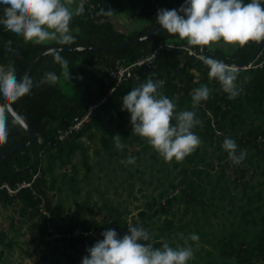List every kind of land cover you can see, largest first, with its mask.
Instances as JSON below:
<instances>
[{
  "label": "trees",
  "instance_id": "obj_1",
  "mask_svg": "<svg viewBox=\"0 0 264 264\" xmlns=\"http://www.w3.org/2000/svg\"><path fill=\"white\" fill-rule=\"evenodd\" d=\"M126 1L140 5V14L150 21L143 30L131 35L118 30L113 21L123 14ZM80 2L65 0L71 8L79 7ZM83 2L85 11L75 14L71 21L77 36L71 45H60L57 41L34 43L0 29V67L12 66L17 76L22 77L31 62L49 48L102 46L116 49L162 27L156 18L158 9L179 8L184 0ZM93 5L94 11L91 10ZM101 9L105 11L101 12ZM230 44L232 50H226L217 42L203 47L189 45L186 38L164 30L115 53L90 49L61 51L69 60L67 66L54 59L56 52L41 56L29 75L38 82L46 71H54L58 79L38 84L32 94L13 102V107L38 137L33 145L20 148L0 160V204L6 208L19 204L23 216L28 214L31 219L38 218L40 222L34 226L39 227L43 239L58 234L56 240L63 243L64 255H69L68 250L76 254L69 264L82 261L87 248L102 238L106 228L114 227L121 234L128 232L127 211H122L120 205L104 202L100 208L97 205L89 208L88 199L91 216L80 218L75 215L66 223L56 218L64 209L63 203L58 204L56 212L49 196L55 190L62 193L64 185L73 195L82 192V180L76 176L74 157L78 153L81 155L88 177L94 167L90 163L89 148L82 139L93 141L99 134L103 153L96 149V155L103 154L109 164L116 160L131 178L128 181L131 190L136 185V174L143 176L147 172L140 168L129 171L133 169L125 167L129 155L137 157L130 167L145 162L151 176L149 185L158 181V195H151L141 209V224L152 232L154 239L151 242L155 246L159 247L165 241L177 246L175 237L180 245L185 244L189 235V244L193 247L197 241L200 244L194 248L195 255L190 264H264V48L254 63L247 65L264 41ZM202 53L239 66L237 85L241 92L238 96L230 97L219 80L209 76V65L200 57ZM153 54L156 58L152 65L136 68L132 77L118 84L113 72L119 62L129 66ZM149 76L164 81L161 90L172 97L180 109L194 108L202 121L194 129L202 138V144L182 161L171 160L175 173L166 165L168 160L146 138L133 132L131 114L122 108L123 96ZM64 81L73 83L79 90L80 99L65 92ZM205 83L211 89L210 97L193 105V89ZM92 105L97 107L91 112L90 120L69 139L61 141L59 131L70 129ZM117 133L121 135L123 147L115 143L113 136ZM228 136L236 139L240 149L247 150L246 158L239 164H235L223 148V141ZM30 140L31 136L23 126L10 124L9 139L0 144V154ZM133 145L138 150L128 155ZM217 165L219 169L215 170ZM68 166L73 171L71 174L57 172ZM232 169L236 177L229 172ZM157 172L161 176L156 178L154 173ZM24 182L31 186L16 194H10L3 187L8 185L17 189ZM142 182L146 183V180L143 178ZM103 209L105 213L99 220ZM213 220H217L218 227L215 228ZM75 229H80L83 234L74 236ZM193 232L199 233V240L191 239ZM7 240L8 234L1 231L0 244L13 248L15 239Z\"/></svg>",
  "mask_w": 264,
  "mask_h": 264
},
{
  "label": "clouds",
  "instance_id": "obj_2",
  "mask_svg": "<svg viewBox=\"0 0 264 264\" xmlns=\"http://www.w3.org/2000/svg\"><path fill=\"white\" fill-rule=\"evenodd\" d=\"M84 11L83 0L75 12L65 0H0V29L34 43L55 40L60 45H71L77 39L72 18ZM156 18L167 32L186 38L189 45L203 47L221 40L240 45L264 41V0H184L179 8L158 9ZM201 57L209 65V76L218 79L230 97L238 96L241 89L237 68L214 56ZM54 59L64 66L69 64L61 50ZM57 79L54 71H46L37 82L29 74L18 77L12 66L0 67V144L9 139L10 124L23 125L21 114L12 112L13 102L32 94L38 84ZM163 83L149 76L123 96L122 108L131 114L133 132L146 138L165 160L182 161L202 144L194 130L202 121L194 108L180 109L161 90ZM210 94L206 83L194 88L193 105L207 100ZM113 137L116 145L123 147L121 135ZM223 148L235 164L247 156V150L240 149L234 137H225ZM136 159L129 155L126 162L134 163ZM128 228L124 234L114 227L106 228L102 238L87 248L81 264H190L195 255L191 244L173 246L165 241L155 246L152 232L143 224L129 223ZM190 236L192 240L200 238L196 232Z\"/></svg>",
  "mask_w": 264,
  "mask_h": 264
},
{
  "label": "rangeland",
  "instance_id": "obj_3",
  "mask_svg": "<svg viewBox=\"0 0 264 264\" xmlns=\"http://www.w3.org/2000/svg\"><path fill=\"white\" fill-rule=\"evenodd\" d=\"M72 8L76 10L78 7L73 6ZM124 8L122 15L113 18L114 24L118 30L123 31L127 35H131L133 32L143 30L150 24L149 19L140 14V5L137 4L134 6L129 3V1H126ZM53 41L55 40L47 42ZM217 44L224 47L226 50L233 49L230 43L223 40L218 41ZM62 86L66 93L80 99L79 90L73 86L71 81L62 82ZM99 136L98 134L93 141L86 138L82 139L89 148L88 154L90 163L94 167L92 173L88 177H86L87 169L81 162V155L78 153L74 157V163L77 164L76 176L82 180V192L73 195L72 191L64 185L62 193L57 190L49 193L56 212L59 210V203H63L64 205L62 213L57 214L56 218L59 222L64 220L66 223H69L75 215H78L80 218L84 216L90 217L91 215L87 207V201L89 199V208L96 207V205L100 208L103 206L104 202L114 203L115 205H120L122 211H127L125 218L128 224H141V209L144 208L145 203L151 195H158V190L160 189L157 186L158 181L155 180L154 185H149L151 176L149 175V168H145V162H143L144 165L143 163L139 165L135 164L133 167L129 166L131 164L130 162H126V168H133L129 171L134 172L135 168H140L141 170L145 169L147 172V174L143 176H141L142 174L140 173L136 174V185L135 188L131 190L128 186V181H130L131 178H129L127 172L122 170L118 162L115 160L112 164H109L106 162V158H104L103 154L96 155V149L101 150L103 153ZM136 150H138V147L133 145L130 147L128 155L134 153ZM160 160H162V158H160ZM166 165L169 166L174 173L176 172L172 167L173 164L171 161H168ZM218 169L219 166L217 165L215 170ZM57 172H67L71 174L73 171L71 170V166H68L64 168L63 171L61 169ZM229 172L236 177L234 169L229 170ZM154 174L156 178L161 176L158 172ZM143 178L146 180V183L142 182ZM20 210L21 206L19 204L7 208L0 204V232H6L8 234V240L9 238H14L16 242L13 248L4 247L0 244V264H69L74 259L76 255L74 254L75 252L68 250L69 255H64L65 247L63 243L56 240L58 234L52 238L43 239L39 227L34 226L35 223L40 222L39 219H31L28 214L23 216ZM104 213L105 210L103 209L102 215L98 216L99 220L102 219ZM213 223L215 228L218 227L217 220H213ZM191 227L194 229L193 225H191ZM186 238L185 244H189V235ZM174 242L180 245L177 237L174 238ZM198 246H200V244L197 241L195 247ZM76 264H81V261Z\"/></svg>",
  "mask_w": 264,
  "mask_h": 264
},
{
  "label": "water",
  "instance_id": "obj_4",
  "mask_svg": "<svg viewBox=\"0 0 264 264\" xmlns=\"http://www.w3.org/2000/svg\"><path fill=\"white\" fill-rule=\"evenodd\" d=\"M165 29L162 27H160L159 29L155 30V31H152L148 34H145L143 36H140L134 40H131V41H128L122 45H120L118 48L116 49H108L106 47H102V46H82V47H74V46H69V47H53V48H49L47 49L46 51H43L41 52L30 64L27 72L25 74H30L31 70L33 69L35 63L37 62V60L43 56V55H46L48 53H53V52H57L58 50H61V51H72V50H96V51H99V50H103V51H107L109 53H115L116 51H119V50H122L130 45H133V44H136V43H139V42H142L144 40H148V39H151L153 37H155L156 35H158L159 33H161L162 31H164ZM264 48V44L261 46V48L258 50V52L256 53V55L248 62V66L252 65L254 63V61L256 60V58L260 55L262 49ZM202 56L205 57L204 53H202ZM236 68H239V66H235ZM12 112L15 114V113H18L17 110L12 107ZM23 119V117H22ZM26 130L27 132L30 134L31 136V140L28 141V142H24V143H21V144H17L11 148H9L8 150L4 151L3 153L0 154V160H2L3 158H5L6 156L12 154L13 152L17 151L18 149L20 148H23L25 146H30V145H33L36 140H37V133L35 132V130L23 119V125H22Z\"/></svg>",
  "mask_w": 264,
  "mask_h": 264
},
{
  "label": "built area",
  "instance_id": "obj_5",
  "mask_svg": "<svg viewBox=\"0 0 264 264\" xmlns=\"http://www.w3.org/2000/svg\"><path fill=\"white\" fill-rule=\"evenodd\" d=\"M70 2H75V0H69ZM96 8L93 5L92 11H94ZM201 57V56H200ZM156 58V54L150 55L148 57H144L137 62H135L132 65L125 66L119 62V65L117 66V70L113 72V76L118 79V84H121L124 80L127 78H130L134 75L136 68H142L145 66H150L153 64L154 59ZM97 107V105H92L90 107V111L82 118H77L74 122V124L70 127L68 130H62L59 131L58 138L61 141H65L66 139H69L73 132H78L81 130V128L90 120L91 112ZM39 142H42V139H38ZM37 177V176H36ZM31 186L30 183H21L19 184L17 189H12L8 185H4L3 187H6L10 194H16L20 189ZM80 234H83V232L80 229H75L73 232L74 236H79Z\"/></svg>",
  "mask_w": 264,
  "mask_h": 264
}]
</instances>
